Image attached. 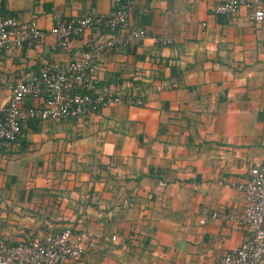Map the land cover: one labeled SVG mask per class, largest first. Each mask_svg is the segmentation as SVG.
Wrapping results in <instances>:
<instances>
[{
    "label": "crops",
    "instance_id": "0c3cea01",
    "mask_svg": "<svg viewBox=\"0 0 264 264\" xmlns=\"http://www.w3.org/2000/svg\"><path fill=\"white\" fill-rule=\"evenodd\" d=\"M220 1L137 0L131 25L167 43L145 38L97 57L95 89L123 101L72 119L27 120L15 141L0 140V239L70 226L95 237L73 264H214L245 238L209 213L239 214L243 195L226 184L264 159V17L253 22L243 7L215 15ZM110 9L111 0H0V16L44 29ZM94 40L85 30L59 49L46 34L5 53L0 115L16 81ZM136 95L141 104L125 102Z\"/></svg>",
    "mask_w": 264,
    "mask_h": 264
},
{
    "label": "built area",
    "instance_id": "2783aa9c",
    "mask_svg": "<svg viewBox=\"0 0 264 264\" xmlns=\"http://www.w3.org/2000/svg\"><path fill=\"white\" fill-rule=\"evenodd\" d=\"M137 0H111L107 14L94 10L73 19H62L47 29L35 24L22 25L15 16H0V59L23 44H34L46 34L54 38L53 48L66 49L70 39L89 30L95 40L79 56L58 64L47 62L38 67L28 81H16L0 115V140L15 141L22 132V124L34 120H66L95 112L100 107L112 106L122 100L116 94L94 87L96 59L112 48H126L134 42L151 38L166 44L167 40L148 34L143 28L131 25ZM243 7L248 19L259 22L264 17V0H224L215 3V15L230 16ZM43 94L39 105L26 106L27 96ZM128 104L139 105V95L126 97ZM262 123L264 127V108ZM243 195V208L235 212L217 209L209 213L210 220L243 228L247 234L238 244L219 255L214 264H260L264 257V159L248 170L247 178L226 184ZM205 219H200L203 224ZM95 246V237L89 230L77 231L70 227L27 241L10 243L0 239V264H61L77 262L87 249Z\"/></svg>",
    "mask_w": 264,
    "mask_h": 264
},
{
    "label": "trees",
    "instance_id": "16d2710c",
    "mask_svg": "<svg viewBox=\"0 0 264 264\" xmlns=\"http://www.w3.org/2000/svg\"><path fill=\"white\" fill-rule=\"evenodd\" d=\"M105 107H109V106H105ZM105 107H100L99 109H97L96 111H98V110H100V109H102V108H105ZM95 111V112H96ZM68 119H72V118H68ZM30 120H34V119H30ZM35 121H39V120H35ZM66 227H70V226H66ZM64 228V227H63ZM62 228V229H63ZM70 228H72V227H70ZM61 230V229H60ZM59 231V230H58ZM55 232V231H54Z\"/></svg>",
    "mask_w": 264,
    "mask_h": 264
}]
</instances>
